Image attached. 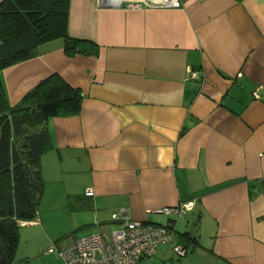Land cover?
Segmentation results:
<instances>
[{
    "label": "crops",
    "instance_id": "1",
    "mask_svg": "<svg viewBox=\"0 0 264 264\" xmlns=\"http://www.w3.org/2000/svg\"><path fill=\"white\" fill-rule=\"evenodd\" d=\"M104 1L69 6V34L96 41L97 54L68 55L58 37L1 71L10 104L52 72L82 92L76 114L46 122L41 176L88 215L81 228H117L111 212L123 208L173 220L186 245L191 219L206 260L182 264H264V0ZM187 199L184 214L160 211ZM164 244L173 250L158 243L157 260Z\"/></svg>",
    "mask_w": 264,
    "mask_h": 264
},
{
    "label": "trees",
    "instance_id": "2",
    "mask_svg": "<svg viewBox=\"0 0 264 264\" xmlns=\"http://www.w3.org/2000/svg\"><path fill=\"white\" fill-rule=\"evenodd\" d=\"M69 6L70 0H0V264L14 259L20 221L38 217L40 160L51 145L46 122L76 114L83 98L79 88L52 72L10 104L1 71L38 55L44 42L58 37L68 55L97 54L96 41L69 34ZM183 235L187 243L197 242L189 231Z\"/></svg>",
    "mask_w": 264,
    "mask_h": 264
},
{
    "label": "built area",
    "instance_id": "3",
    "mask_svg": "<svg viewBox=\"0 0 264 264\" xmlns=\"http://www.w3.org/2000/svg\"><path fill=\"white\" fill-rule=\"evenodd\" d=\"M182 1L165 0L162 3L179 6ZM144 2L151 3L153 0ZM136 4L141 5V1ZM190 73L198 77L197 70H191ZM84 193L92 195L93 188L87 187ZM193 206V199H187L178 205L164 206L160 211L181 215ZM111 219L120 225L109 233L91 230L76 236L65 246L57 247L62 258L60 264H143L141 260L153 254L162 241H170L173 251L178 255L187 250L182 243L174 241L173 220L166 224L149 223L131 218L123 208L111 212ZM48 250L54 251L55 247L50 246Z\"/></svg>",
    "mask_w": 264,
    "mask_h": 264
},
{
    "label": "rangeland",
    "instance_id": "4",
    "mask_svg": "<svg viewBox=\"0 0 264 264\" xmlns=\"http://www.w3.org/2000/svg\"><path fill=\"white\" fill-rule=\"evenodd\" d=\"M113 0H105V4H110ZM125 1L128 6H136L137 2L141 5L145 0H114ZM165 1V0H156ZM145 4H148L144 2ZM150 3V2H149ZM138 6V5H137ZM43 187L38 202V219L39 221H26L20 223L19 232L20 239L15 252L14 259L11 264H60L62 261L61 255L57 247L65 246L70 243L76 235L87 233L91 230L108 231L115 229L114 224L102 225L101 227L81 228L80 219L88 218V215H82L81 211L72 209L69 206L68 196L66 193H55L57 187H61L56 183L45 181L42 176ZM55 184V189H54ZM60 190V188H59ZM66 194V195H65ZM67 201V204H66ZM78 220V223H77ZM191 220L189 222V231H192L197 240L199 231L197 229L198 223ZM182 226V225H180ZM118 227V226H117ZM109 233V232H108ZM209 239V237H204ZM206 244L210 241H204ZM186 243V242H185ZM189 243H192L191 245ZM188 251L183 256L177 255L172 250L171 245L164 244L166 248V258L157 260L154 251L152 256L155 261L152 264H182V262L189 260L190 256L198 253L199 259L206 260L204 252H202L200 245L196 242L189 241ZM184 245V244H183ZM54 246V251H49V247ZM185 246V245H184ZM149 257V256H148ZM210 259V258H209ZM191 262V261H190ZM211 262V260H209ZM203 263V264H209Z\"/></svg>",
    "mask_w": 264,
    "mask_h": 264
}]
</instances>
